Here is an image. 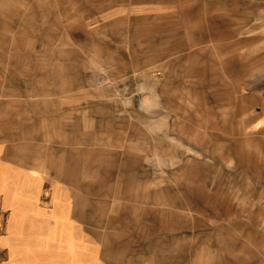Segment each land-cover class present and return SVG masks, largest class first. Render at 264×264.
Here are the masks:
<instances>
[{"label":"rangeland","instance_id":"rangeland-1","mask_svg":"<svg viewBox=\"0 0 264 264\" xmlns=\"http://www.w3.org/2000/svg\"><path fill=\"white\" fill-rule=\"evenodd\" d=\"M55 1L0 0V177L72 180L117 264H264V0Z\"/></svg>","mask_w":264,"mask_h":264},{"label":"crops","instance_id":"crops-1","mask_svg":"<svg viewBox=\"0 0 264 264\" xmlns=\"http://www.w3.org/2000/svg\"><path fill=\"white\" fill-rule=\"evenodd\" d=\"M31 171L0 177V264H117L72 180Z\"/></svg>","mask_w":264,"mask_h":264}]
</instances>
